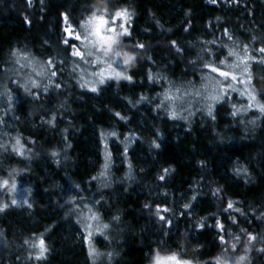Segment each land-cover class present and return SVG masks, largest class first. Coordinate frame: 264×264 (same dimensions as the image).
<instances>
[{"label": "trees", "instance_id": "trees-1", "mask_svg": "<svg viewBox=\"0 0 264 264\" xmlns=\"http://www.w3.org/2000/svg\"><path fill=\"white\" fill-rule=\"evenodd\" d=\"M100 4L101 0H32L29 7L27 0H0L1 90H10L11 80L2 81L1 75L11 63L14 49L26 50L40 60H66L62 66L57 63L64 72L61 88L40 93L32 101L24 94L11 103V131L21 141L24 155L11 150L3 156L0 153V181H9L8 188L0 187V205H7L0 211V264H92L85 246L73 243L66 225L73 222L77 228L82 223L78 215L91 197L96 214L111 228L104 255L110 252L112 260L105 257L102 264H148L157 253L169 256L173 252L195 264H216V257L222 255L232 264L245 254L247 237L241 229L264 234V114L253 106L232 115L233 105L248 108L240 83H234L236 91L229 90L228 98L214 105V120L205 103L203 108L194 104V115L185 112L186 120L170 119L156 105L170 83L173 90L201 89L207 83L202 77L216 76L203 63L213 59L233 63L235 57L228 56L229 49L244 55L243 46L248 45V54L259 58L256 50L264 47V0H218L216 4L209 0H116L115 7L134 13L131 36L123 37V43L138 41L145 49L138 50V63L128 65L131 82L121 81L117 87L111 85L104 92L83 97L75 83L76 71L75 76L70 72L76 58L68 59L61 43L62 13H68L73 27H78L91 14L92 6ZM225 28L232 40L224 35ZM172 40L183 51L171 47ZM208 50L214 56L206 55ZM252 67L253 84L264 103V80L255 72L258 65ZM219 79L225 86L233 83ZM152 88L155 95L149 93ZM10 92L18 93L17 88ZM240 95L245 102H237ZM138 114L145 120L142 132L136 123ZM53 116L55 121L49 123ZM122 130L133 141L125 157L131 176L125 178L118 170L103 184L101 143L110 140L105 136L112 132L114 138L123 136ZM154 139L161 144L159 149L152 146ZM53 151L59 155L52 156ZM134 161H139V170ZM237 168L246 171L237 173ZM164 169L169 171L161 181ZM45 175L52 179L48 181ZM13 182L15 192L9 190ZM137 186L139 191H135ZM60 187L68 192H59ZM29 189L31 195L25 193ZM14 198L16 204H12ZM72 198L75 203H66ZM230 201L233 208L226 211ZM187 203L193 205L188 212L183 207ZM158 207L170 209L162 214L173 219L171 228L159 220ZM181 212L186 214L181 216ZM217 220L227 232L242 237L235 252L230 246L235 241L227 234L229 243H220ZM198 222L205 227L197 228ZM41 237L48 251L36 260L38 250L29 245ZM261 247L264 243L253 242L246 264H264V252L257 250Z\"/></svg>", "mask_w": 264, "mask_h": 264}, {"label": "snow or ice", "instance_id": "snow-or-ice-1", "mask_svg": "<svg viewBox=\"0 0 264 264\" xmlns=\"http://www.w3.org/2000/svg\"><path fill=\"white\" fill-rule=\"evenodd\" d=\"M210 3L216 4L218 0H209ZM238 2V0H236ZM28 6H32V0H27ZM43 3V0H41ZM116 0H101L100 5H93L92 9H90V15L86 18H82L80 22H78V27H73L72 22L69 20L68 13H62V20H63V28H62V38L61 43L64 45V51L67 53V58H76V62L73 66V71L75 72L79 67V62H83L84 64L91 63L93 66L96 64H103L106 65V68L109 74L106 76L105 69H101L99 72H93L91 75L98 76V81H95L93 85L90 87V91L97 92L98 87L95 84H104L106 79H116L119 80H126L131 82L132 75L127 74V69L125 71H116V68H113V64L117 65V67L123 68L126 65H134L138 63L139 58V51L144 50L145 44L140 42H135L131 45H125L122 41L123 37L131 36L130 22L134 15L132 11H130L126 7H115ZM27 23H31V21L27 20ZM188 29L185 28V31ZM224 35L228 36L229 40H232V36L228 33L227 28L224 29ZM255 39V37H253ZM79 42V43H77ZM215 43L214 41L212 42ZM235 43V42H234ZM171 47L175 48L176 51L179 53L183 51L181 47L178 46L177 41H171ZM260 53V57L257 58L256 56L248 54V45L243 46L244 55H241L239 52L229 49L228 56L235 57V61L233 63H227L226 59L219 60V63L216 62L215 59L209 60L208 62L203 63V68L208 70V73H215L216 76L212 75H205L202 79L206 80L207 83L202 86L201 89H197L195 91H188L183 90L181 87H175L173 91V85L170 83L169 88L166 89L163 93V99L159 101L156 105L157 108H161L169 114L170 119H187L188 117L184 115L185 112L188 113V116L194 115L195 113L192 111V107L197 102V98L199 100H203L205 102V106L208 109V115L215 119L213 115L212 109L216 103H222L226 98H228V92L236 91V88L233 86L234 83H240L244 85V90L241 91L242 96H246L247 100L249 101L248 109H252L253 106L262 114H264V103H261L258 99V95L255 90V86L253 84V67L252 64L255 63L258 67L255 69V72L259 74L260 78L264 80V47H260L257 49ZM206 55L214 56V53L211 50H208ZM10 56L13 58L14 64L20 65L21 68L24 67H31L32 71L38 77H45L48 76V84H46L43 88L45 93L48 92L49 86L53 85L55 88L59 89L62 85L59 82H55L52 78L57 77L58 71L62 69L57 68V63L61 66L66 63L65 59H61L57 61L54 57H48L44 62H38L32 56L31 53L28 51H21L19 49H14ZM89 57H94L91 61ZM201 61L204 60V55L199 57ZM122 60V62H121ZM21 61H26V64L21 63ZM39 63V70H37V64ZM223 65L224 67H221ZM225 68L232 69V71L225 70ZM5 71H13V69H5ZM82 71V70H81ZM219 78H223L225 81H231L233 83H228L226 86L222 85L221 80ZM84 77L81 75V80ZM149 81H152L154 77L149 74L148 76ZM13 83H17L20 87L24 89L26 93L33 96L35 99L40 98V93L33 92L32 89H40V83L35 79L26 80L25 83L20 84L18 80H13ZM88 82L81 83L80 87L83 88L86 86ZM7 97V102L9 104L13 101V96L10 94L8 89H5L4 92L0 93V97ZM141 100L145 99V97H141ZM235 108V105H233ZM199 111V109H197ZM239 110L233 111L232 115L235 117L238 114ZM120 119H124V117L120 116L119 113H116ZM56 117L53 116L49 123L55 121ZM251 124H255V121H249ZM103 135V134H102ZM109 135L115 136L116 133L112 132ZM157 135H160L157 132ZM66 139V138H65ZM69 147L71 145H68ZM152 146L156 149L161 147V144L158 143L155 139L152 141ZM13 151L17 152L19 155H24V148L21 144L19 139H16L15 146H13ZM127 153V148H125V154ZM52 156H58L59 153L53 151L51 153ZM203 165V162H201ZM108 165L105 164V170L107 169ZM131 167V165H129ZM164 174L159 176V179L163 181L165 179V175L168 173V169H164ZM237 173L241 171H246L243 168H237ZM106 172H102L101 176H104ZM11 175V174H10ZM93 180H96L97 177H92ZM0 187H9V181L3 180L0 181ZM16 183L13 182L10 185V191L15 192L16 190ZM79 188V185L75 186ZM219 191V189H217ZM28 195H31V190H26ZM82 199V198H81ZM192 200H196V196H192ZM17 200L14 198L12 200V204H16ZM24 203H28L27 200H24ZM66 203L72 204L75 203V198H72ZM99 203V201H97ZM6 204L0 205V211H2ZM28 207L31 208L32 205L28 204ZM87 207V205H85ZM148 207V205H146ZM184 209L186 212L190 210L193 205L191 203L184 204ZM233 203L230 201L227 204V209H232ZM89 211L91 209L89 208ZM170 211L169 208H157L156 215L158 216L159 220L163 222L168 228L173 226V219L168 218L162 213H168ZM237 211H239L237 209ZM186 212H181L180 215L184 216ZM190 214V213H189ZM89 219H97L95 215L89 217ZM116 221H119V216L114 217ZM233 224H236L237 221L235 219L232 220ZM197 228L202 229L205 227L203 222H198L195 225ZM215 227L218 229L219 241L222 245L228 244L229 241L225 239V234L232 238L233 243H231V249L233 252L236 251L237 246L242 243V237L240 235H236L232 232H227L224 225L220 222V220L216 221ZM104 229L109 228L108 224L103 225ZM241 232L244 236L247 237L246 243H244V255L238 256L235 260L232 261V264H246L248 261L247 253L251 251V246L253 242L259 240V242L264 243V234L259 236L254 235L250 232H247L245 229H241ZM91 233L88 234L86 239L90 240ZM167 235V233H165ZM187 233H185V236ZM179 242V237L177 238ZM25 244H29V241L26 240ZM30 247L37 249L35 259L41 260L44 258L45 253L48 251L45 241L43 237H41L38 242H32ZM260 252H264V247L257 249ZM227 249H225V252ZM90 255H98L95 249L90 246L89 249ZM111 255V254H109ZM164 261H170L172 264H192L189 260H181L178 258L177 253L173 252L171 255L161 258L159 253L156 254L155 257V264H164ZM216 264H229L227 258L225 256H218L216 257Z\"/></svg>", "mask_w": 264, "mask_h": 264}, {"label": "rangeland", "instance_id": "rangeland-1", "mask_svg": "<svg viewBox=\"0 0 264 264\" xmlns=\"http://www.w3.org/2000/svg\"><path fill=\"white\" fill-rule=\"evenodd\" d=\"M30 53V52H29ZM32 54V53H31ZM32 56L36 59V61L38 62H44L46 59H39L36 56H34L32 54ZM92 59H94V57H89V60L91 61ZM76 62L72 60L73 66L74 63ZM122 62V60H121ZM21 63L26 64V61H21ZM80 67L76 70V85H77V89H79L80 91H82V95L84 97V95L86 93H90L91 94H97L99 92H104V90L108 89V87H110L111 85H113L114 87H117L118 84L123 81L125 82L126 80H119L117 81L116 79H106V82L104 84H95V86L98 87V91L97 92H92L90 91V87L93 85V83L95 81H98L99 77L98 76H93L91 75V73L93 72H99L101 69H105V74L106 76L109 74L106 65L103 64H96V65H92L91 63L89 64H84L83 62H79ZM37 66V70H39V63L36 65ZM113 68H116V71H125L127 69V74H128V68L129 66L126 65L123 68L121 67H117V65L113 64ZM7 69H13V71H5L3 76V80L2 81H10L8 88L11 91H14L17 88V92H15L14 94H12L10 92V94L13 96V101L15 100V97H19V96H23L25 95H29L28 93H26L24 91V89L22 87H20L17 83H13V80H18L20 84H23L26 82V80L29 79H35L37 80L41 87L40 89H34V90H38L39 93H45L43 91V88L46 84H48V76L45 77H38L35 75V73L32 71L31 67H24L21 68L20 65L14 64L13 59L11 60V63L9 64ZM82 70V71H81ZM70 72H72L75 76V72L73 70H71ZM63 71L60 70L58 71V75L55 78H52L55 82H59L62 78L63 75ZM81 75H83L84 79L81 80ZM74 79V80H75ZM85 81H87L88 83L86 84L85 87L81 88L80 84L81 83H85ZM3 89V87H1L0 85V90ZM194 89V88H193ZM9 90V91H10ZM33 90V89H32ZM52 90H57V88H55L54 84L49 86L48 88V92L52 91ZM152 89L149 90V93L152 95H155V92L152 91ZM5 90H1L0 93L4 92ZM174 91V90H173ZM113 92H116V90H114ZM87 95V96H89ZM131 95H134L131 92ZM30 100L32 101L33 99H35L33 96H30ZM90 97V96H89ZM92 97H95V95ZM237 102L238 103H243L245 102L242 99V96L240 95V97H236ZM205 102L203 100H199L197 98V102L195 103L196 106H200L202 107L203 104ZM144 108H148V106H144ZM203 108V107H202ZM204 108H207L206 106ZM126 110L127 107H125ZM234 111L239 110V113H244L248 110L247 107L244 106H240V105H236L235 108H233ZM141 114V113H140ZM149 115H151V113H148ZM167 117L169 118V114L166 112ZM140 116V117H139ZM13 112L11 109V104H8L7 102V97H0V153L1 156H3V154H5L6 152H8V150H11L12 153H14L17 156H21L19 155L17 152L13 151V146H15L16 143V139H18L17 135L11 131L12 128V122H13ZM153 118V117H152ZM6 119V120H4ZM5 121V122H4ZM144 121L141 118V115L138 114V118L136 120L138 129L140 132H142L141 129H143V127H145ZM121 134L123 136L119 137V138H114L111 135L107 134L105 136L106 139L111 138L110 140H104L102 141V147H100L101 150V169H100V179L102 181L103 184H105V182L107 181H111L112 178V174L116 173V171L121 170L123 176L125 178L131 176V171L130 168H126L127 164V160L125 159L126 154H125V148H127V152L128 149L131 148V144H132V140L128 139L129 137L126 136L125 132L122 130ZM125 136V138H124ZM22 157V156H21ZM139 156H133V158H136V160H138ZM138 162L139 161H134V166L137 170H139V166H138ZM105 164L108 165L107 169L105 170ZM102 172H106V174L104 176H101ZM48 181H50V179H52L51 175H45L44 176ZM135 191H139L140 188L139 186H137L135 188ZM59 192H65L67 193L68 190L66 188L60 187ZM85 192V191H84ZM26 193V191H25ZM85 195V194H84ZM70 196H74L73 194H70ZM93 197H91L87 203V207L83 206L82 209V213L78 215V218H80L82 223L78 222V227L76 228L75 226H73V222H71L69 225L68 222H66L67 225V229L70 231L69 233L72 232L73 234V243H77V244H83L85 246L88 258L90 260V262L92 264H102L103 261L105 260H112L110 252H107V255H104V251L105 248L107 247V244L110 242V236L107 234L108 230H110V224L109 228L104 229L103 225L106 224L105 222L102 221V219L100 218V216H98L95 212V208L93 206ZM10 206V205H9ZM89 208L91 209V211H89ZM79 212H80V207H79ZM78 212V213H79ZM25 213V212H24ZM92 215H95L97 217V219L93 220V219H89V217H91ZM91 233V238L90 240L86 239V237H88V234ZM90 246L92 248L95 249L96 253H98V255H90L89 254V249ZM155 257L156 256H152L151 259L149 260L148 264H155ZM162 259L167 257V256H160ZM179 259L181 260H189L192 262V264H195L193 262V260L190 259H186L184 257L178 256ZM164 264H172V262L170 261H164Z\"/></svg>", "mask_w": 264, "mask_h": 264}]
</instances>
